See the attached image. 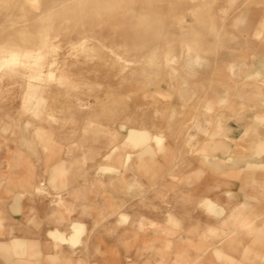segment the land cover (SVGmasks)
I'll use <instances>...</instances> for the list:
<instances>
[{
    "label": "rangeland",
    "instance_id": "obj_1",
    "mask_svg": "<svg viewBox=\"0 0 264 264\" xmlns=\"http://www.w3.org/2000/svg\"><path fill=\"white\" fill-rule=\"evenodd\" d=\"M50 1L0 0V264L39 261L28 242L64 264H264V0H78L73 26L77 0ZM94 10L125 29L80 36ZM155 21L156 55L112 54ZM80 40L115 66L66 76Z\"/></svg>",
    "mask_w": 264,
    "mask_h": 264
},
{
    "label": "crops",
    "instance_id": "obj_2",
    "mask_svg": "<svg viewBox=\"0 0 264 264\" xmlns=\"http://www.w3.org/2000/svg\"><path fill=\"white\" fill-rule=\"evenodd\" d=\"M59 1H62V0H51L50 1V5L51 4H54V2H59ZM78 3L80 4L81 3V1H79L78 2V0L74 3V6H73V8H66L65 7V10H66V14H65V16H64V18H65V23L67 24V25H72L73 26V23H72V21H71V16H73V15H75V14H77V15H79L80 14V12L82 11V7H80L81 5H78ZM112 9H113V7H111ZM111 8L110 7H108V8H104V10L106 9V13H104V14H109L110 15V13H108V11H111ZM115 10L116 11H118V8H115ZM114 10V11H115ZM96 10H94V11H92L91 13L89 12V15H92V13H94L93 15H95V16H93V17H89L88 15H87V18H88V24H89V26H90V28H85V27H82L83 29L81 30H79V32H78V34L80 35V36H82V35H86L87 37H92V38H96L97 37V39L99 40L100 38L101 39H104V38H106V36L109 34V32H110V29L109 28H107L106 30H98V31H93V29H94V20H100V19H103V18H105L112 26H114L115 28L117 27V28H119V30L120 29H122V30H124L125 28H123V26L121 25V23H122V20H123V18H117V17H115V18H111V17H109V16H106V15H104V16H101V15H99L98 13H96L95 12ZM97 15V16H96ZM125 18V17H124ZM114 19H116V20H114ZM125 19H127V18H125ZM77 24V23H76ZM154 24V25H153ZM153 26H155V25H158V22L157 21H155V22H153ZM254 24V23H253ZM258 24V23H257ZM75 25V24H74ZM151 25V26H152ZM75 26H77V25H75ZM120 26H121V28H120ZM57 30V29H56ZM55 30V31H56ZM91 33V35H89ZM252 33H258L257 32V30H252ZM126 35V34H125ZM160 36L159 34H157V33H153V32H149V33H147V35L146 36H144L142 39H143V41H144V43L143 44H140V43H136V42H133L132 40H131V38H129V36L128 37H126V38H124L123 37V42H121L120 40H117V41H115L113 44H112V46L110 47V51L111 52H113L112 54H116V55H119L120 54V52L121 51H130V52H132V51H142L144 54H142V55H144V56H146V55H148L149 53H151V51L152 50H154V54L156 55V52L155 51H157L156 49H157V46L159 45L158 44V40H156V41H151L150 39H149V36ZM94 36V37H93ZM82 39H85V37H83ZM193 43H195V38H193L192 40H191ZM127 42H128V44H127ZM133 42V43H132ZM80 45L82 46L81 48L82 49H84L85 50V56H84V58L79 62L78 60H76V61H70V60H64L65 61V65H64V71H65V75L66 76H70V74L71 73H73V72H75V71H78V70H84V69H86L87 67H89V65L90 64H94V65H98V66H100V67H113V66H115V60H114V58H113V56L112 57H109L107 60L104 58V57H102L101 59H100V61H98V62H94V59L92 58V56H89V54H88V52L90 53V52H92L93 51V48L91 47V45H87L86 44V41H82V40H80ZM77 44V43H76ZM66 45L67 46H70V47H72L73 48V50H75L76 49V47H74V43H71V42H66ZM84 45V46H83ZM86 45V46H85ZM204 48H205V50H206V52L208 53V54H212V51H213V49H212V45L210 44V42H208V43H206V44H204ZM116 49V50H115ZM74 52V51H73ZM73 52H70V51H68V53H67V55H69V56H71V55H73L74 53ZM196 52V51H195ZM204 52V51H203ZM129 54H131V53H128V55ZM196 54H199L198 52H196ZM227 56V55H226ZM227 57H229V55L227 56ZM197 60H200V57H199V55H196V57H195ZM257 58H253L252 59V63H256L258 60L259 61H261L260 59H257ZM131 60H134V61H138L137 59H131ZM233 63H236V62H233ZM101 64H104L105 66H103V65H101ZM36 71L38 72V74L39 75H37V76H40L42 73H43V71H42V68H40V67H38L37 69H36ZM132 73H135V72H131L130 74H126L125 75V77H127V76H131V74ZM97 75H98V77H101V78H104L105 76L106 77H109L111 74L107 71V70H101V71H99L98 73H97ZM124 77V78H125ZM160 97H162L163 99H166V98H168V94L167 93H162V92H160V91H158V92H156ZM34 98H35V96H33V93H28V95L26 96V98H25V100H24V102H26V103H32L33 101H34ZM264 103V102H263ZM147 140V137H146V133L145 132H143V131H137V130H130L129 131V133L127 134V136H126V139H125V146H127V147H129V146H136V147H138V146H141V145H143L144 144V142ZM155 141H156V143L157 144H159L160 143V139L159 138H155ZM28 142V144L31 142V141H27ZM124 146V147H125ZM131 159V155H128V157H127V159H126V165L128 164V162H129V160ZM107 170V169H106ZM108 172V171H107ZM207 202V201H206ZM209 202V201H208ZM62 202H60V203H58V204H61ZM209 204V208H211V210H213V211H217V209H216V205L215 204H213L212 202H209L208 203ZM153 225V224H152ZM71 229H72V231H74V232H78V231H80L81 229H82V224L81 223H79V222H73L72 224H71ZM56 235V234H55ZM15 245V244H14ZM47 245V246H46ZM14 247V246H13ZM32 247H35L34 248V250H32L33 248ZM46 247H50V249L52 250V246L50 245V246H48V244H43V243H32V242H28V243H26V247L25 248H27L28 250H30L31 252H33L34 253V256H36V259L38 258V260L39 261H37V262H35V261H33V260H26V261H23V260H21V259H16L15 257H14V254H13V257H12V259H11V264H64V263H62V261L60 260L61 258H57V256H56V258L55 257H53V254H52V252L50 251V253H47L46 251H45V248ZM38 249H39V251H38ZM63 249L65 250L66 248H64L63 247ZM44 250V251H43ZM67 250H69V249H67ZM30 251H28V254L30 255V254H32ZM70 252V251H69ZM114 254V253H113ZM39 256H40V258H39ZM55 259L53 262H52V259ZM34 259V258H33ZM35 262V263H34Z\"/></svg>",
    "mask_w": 264,
    "mask_h": 264
},
{
    "label": "bare ground",
    "instance_id": "obj_3",
    "mask_svg": "<svg viewBox=\"0 0 264 264\" xmlns=\"http://www.w3.org/2000/svg\"><path fill=\"white\" fill-rule=\"evenodd\" d=\"M118 1L119 0H108V2H110V3H118ZM79 2V1H78ZM89 2V1H88ZM95 2H98V1H95V0H90V2L89 3H91V4H94ZM78 5H79V3H78ZM109 15V14H108ZM249 19H247V21H246V23H245V26H246V29L247 30H249V29H251V28H253V23L252 22H254V20L256 19H254V17L252 16V15H249V17H248ZM151 19H153L152 17H151ZM244 20H245V17H242L241 19H240V21L241 22H244ZM159 26H160V24L158 23V25H155V27L153 28V31L155 32V33H157V34H159L160 33V29H158L159 28ZM196 29V28H195ZM193 32V31H192ZM196 33H198L197 31H196ZM200 33V32H199ZM203 32H201V34H202ZM159 35H161V33L159 34ZM197 35H199V34H197ZM202 36H200L199 38H201ZM193 38H195V34H193V33H190V35H189V39L190 40H192ZM203 38V37H202ZM200 40V39H199ZM158 44H159V42H158ZM194 44H196V42L194 43ZM161 47V46H160ZM159 49V45L157 46V49L156 50H158ZM161 49V48H160ZM156 52V51H155ZM13 55V56H15V53L14 52H12V53H10V55ZM162 55V54H161ZM2 56V55H1ZM0 56V62H1V64H0V67L2 66V63H4V61H6V59H3L4 58V56L3 57H1ZM263 60V59H262ZM8 64H12L13 62H7ZM1 69V68H0ZM134 73H132L131 75H133Z\"/></svg>",
    "mask_w": 264,
    "mask_h": 264
}]
</instances>
